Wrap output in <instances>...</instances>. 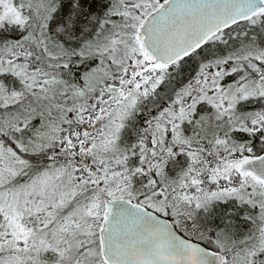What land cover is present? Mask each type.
<instances>
[{"label":"snow or ice","instance_id":"6c2138e0","mask_svg":"<svg viewBox=\"0 0 264 264\" xmlns=\"http://www.w3.org/2000/svg\"><path fill=\"white\" fill-rule=\"evenodd\" d=\"M0 264H264V0H0Z\"/></svg>","mask_w":264,"mask_h":264}]
</instances>
